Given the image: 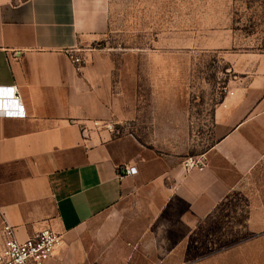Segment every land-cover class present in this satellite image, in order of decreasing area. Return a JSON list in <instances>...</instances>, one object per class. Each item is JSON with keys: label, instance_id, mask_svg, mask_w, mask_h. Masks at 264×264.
Listing matches in <instances>:
<instances>
[{"label": "crops", "instance_id": "obj_1", "mask_svg": "<svg viewBox=\"0 0 264 264\" xmlns=\"http://www.w3.org/2000/svg\"><path fill=\"white\" fill-rule=\"evenodd\" d=\"M107 8L0 0V86H15L25 107L23 117L0 113V226H14L18 240L57 233L43 264H172L225 202L240 204L264 162V52L226 55L237 79L212 108L204 168L186 172L194 132L180 57L92 47ZM74 46L80 67L67 54ZM129 166L136 173L125 175Z\"/></svg>", "mask_w": 264, "mask_h": 264}, {"label": "rangeland", "instance_id": "obj_2", "mask_svg": "<svg viewBox=\"0 0 264 264\" xmlns=\"http://www.w3.org/2000/svg\"><path fill=\"white\" fill-rule=\"evenodd\" d=\"M107 3L108 29L91 46L113 53L154 54L156 62L158 55H179L177 66L186 71L194 132L186 155L202 154L211 143L212 108L233 74L226 55L264 52V0ZM229 26L231 30L224 29ZM229 33L235 40L226 44ZM219 41L223 44L217 45ZM145 64L140 61V69ZM123 128L127 130L124 133L134 131L130 124L124 125L122 132ZM255 174L257 177L244 185V193L235 198L240 204L225 202L218 219L204 223L202 230L187 239L186 253L171 254L174 264H264V162Z\"/></svg>", "mask_w": 264, "mask_h": 264}, {"label": "built area", "instance_id": "obj_3", "mask_svg": "<svg viewBox=\"0 0 264 264\" xmlns=\"http://www.w3.org/2000/svg\"><path fill=\"white\" fill-rule=\"evenodd\" d=\"M82 52L83 49L76 46L67 49L68 57L76 67H80L85 62V55ZM236 79L237 75L233 72L228 81ZM227 89L226 85L225 92L228 91ZM0 113L6 117H23L25 115V107L15 86H0ZM93 125L103 126L114 133H121V129L116 127L114 122L100 124L99 121H93ZM180 164L186 172L194 169L201 170L206 164V159L203 154H188ZM136 171L134 166H129L124 167L123 173L133 175ZM0 237L2 239L0 264H43L52 257L60 238L50 227H45L24 240H18L15 236L14 226L7 222H3L0 226Z\"/></svg>", "mask_w": 264, "mask_h": 264}]
</instances>
